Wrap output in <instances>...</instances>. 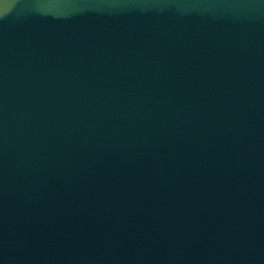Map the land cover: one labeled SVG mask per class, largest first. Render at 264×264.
Masks as SVG:
<instances>
[{"label":"water","instance_id":"95a60500","mask_svg":"<svg viewBox=\"0 0 264 264\" xmlns=\"http://www.w3.org/2000/svg\"><path fill=\"white\" fill-rule=\"evenodd\" d=\"M0 264H264V0H0Z\"/></svg>","mask_w":264,"mask_h":264}]
</instances>
